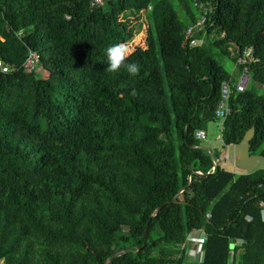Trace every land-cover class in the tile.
<instances>
[{
    "label": "trees",
    "instance_id": "16d2710c",
    "mask_svg": "<svg viewBox=\"0 0 264 264\" xmlns=\"http://www.w3.org/2000/svg\"><path fill=\"white\" fill-rule=\"evenodd\" d=\"M173 1L0 0V60L11 70L0 72L5 264H106L121 251L112 264H184L195 230L207 239L202 264H264V168L213 171L194 138L217 122L222 85L236 80L213 50L235 63L233 47L251 49L247 75L264 88V0H190L207 18L193 47L182 40L201 18ZM143 16L146 47L128 60L140 73L106 72V50L132 42ZM29 52L39 65L25 75ZM256 88L232 89L223 150L254 127L249 154L264 157Z\"/></svg>",
    "mask_w": 264,
    "mask_h": 264
},
{
    "label": "built area",
    "instance_id": "2783aa9c",
    "mask_svg": "<svg viewBox=\"0 0 264 264\" xmlns=\"http://www.w3.org/2000/svg\"><path fill=\"white\" fill-rule=\"evenodd\" d=\"M103 3V0H91L90 5L93 7L100 6ZM201 9H205V14H208L213 9L209 8L205 4L200 5ZM151 10V9H149ZM206 16L202 18L195 24L189 26L182 40V47H193L202 44V42L193 39L195 33L201 31L204 28L206 22ZM237 54V55H236ZM236 60L233 68V73L235 74L236 80L234 85L230 81H225L222 85L221 99L216 107L215 115L217 122L220 125V142L221 141V132L223 128V123L230 114L229 108V99L234 88L235 92L242 93L248 87L249 77L247 75L246 65L252 64L255 62L253 57V52L251 49L239 52L238 47L235 48ZM39 65V57L35 52H29L26 60L22 65V71L25 75H32L36 72ZM0 72L2 74H9L11 72L10 68L0 60ZM195 140L203 143L207 140L206 130H198L194 135ZM262 188V187H261ZM264 204H262L263 206ZM207 239L206 235L202 231H192L187 238V247H188V259L194 262L195 264H202L204 259L203 246L205 245Z\"/></svg>",
    "mask_w": 264,
    "mask_h": 264
},
{
    "label": "rangeland",
    "instance_id": "374dc122",
    "mask_svg": "<svg viewBox=\"0 0 264 264\" xmlns=\"http://www.w3.org/2000/svg\"><path fill=\"white\" fill-rule=\"evenodd\" d=\"M171 1L174 2L173 0H171ZM187 4L190 7L191 12L200 19L201 16L197 12V9L194 8L193 3L190 0H188ZM174 6L178 7L177 3L174 2ZM182 10L179 11L180 18L183 16V13H184ZM136 30H138V31L136 33L134 40L127 44L132 52H134L135 49L138 47H144V48L146 47L147 30H148V23L146 21V17L143 16V18H141L137 22ZM200 42H202V41H200ZM212 42H213V39H210L209 43H212ZM202 43H204V41ZM231 51L233 52V54H235V48L234 47L231 49ZM213 55L216 57L217 60L221 61V63L225 67V69H227L229 72L232 73L235 63L233 62V60L231 58L219 56L220 55L219 50H213ZM37 76H38V78H42L45 75L40 72L37 74ZM248 79H249L248 87L250 89H252V88L255 89V86H256L258 88V89L257 88L256 89L260 93H264L263 87H261L260 85H257V84H255V86H254L252 83H250V78H248ZM220 128L221 127H220L218 122L210 123L206 129L207 140H206V142H203L201 144V146H202V148L211 150L213 153L220 154L222 159H227L225 163L221 164V168L224 171L235 174V175H239L240 173L238 171H236L233 167V148L231 149V147H230L231 151L229 152V154H227L225 151H223L222 143L219 140ZM221 158L219 160H221ZM261 168H264V166H262ZM184 264H192V261L186 260V262Z\"/></svg>",
    "mask_w": 264,
    "mask_h": 264
},
{
    "label": "water",
    "instance_id": "95a60500",
    "mask_svg": "<svg viewBox=\"0 0 264 264\" xmlns=\"http://www.w3.org/2000/svg\"><path fill=\"white\" fill-rule=\"evenodd\" d=\"M255 134H254V127H251L248 131H246V134L242 138L241 142L235 146H233V167L236 171H238L240 174H249L252 172L257 171L259 168L264 166V157L263 156H251L249 154L250 150V142L253 140ZM206 152H208L211 155L212 161H213V171L216 167L220 166L221 164L226 162V159H221L216 161L214 159V154L209 149H204ZM189 188V186L187 187ZM182 192V191H181ZM180 192V193H181ZM175 198H173L174 201ZM161 207H158L154 210L151 217H154ZM147 227L144 231V245L143 248H146V235H147ZM235 246L231 245L230 250H234ZM139 250H136L137 253ZM125 254V251H121L118 253L113 259L109 260L106 264H112L116 259L120 258L122 255Z\"/></svg>",
    "mask_w": 264,
    "mask_h": 264
},
{
    "label": "clouds",
    "instance_id": "9594fccd",
    "mask_svg": "<svg viewBox=\"0 0 264 264\" xmlns=\"http://www.w3.org/2000/svg\"><path fill=\"white\" fill-rule=\"evenodd\" d=\"M132 54L127 43H117L109 46L106 50V72L118 73L121 69H124L130 76H137L140 73V65L137 62L128 63ZM129 94L132 97H136L138 92L133 88ZM5 259H0V264H5Z\"/></svg>",
    "mask_w": 264,
    "mask_h": 264
},
{
    "label": "crops",
    "instance_id": "0c3cea01",
    "mask_svg": "<svg viewBox=\"0 0 264 264\" xmlns=\"http://www.w3.org/2000/svg\"><path fill=\"white\" fill-rule=\"evenodd\" d=\"M233 72V71H232ZM233 147H231V149H232ZM231 149H230V147H228V148H225L223 151H225L227 154H229V152L231 151ZM222 159V158H221ZM227 160V159H226ZM220 167H221V165H220Z\"/></svg>",
    "mask_w": 264,
    "mask_h": 264
}]
</instances>
